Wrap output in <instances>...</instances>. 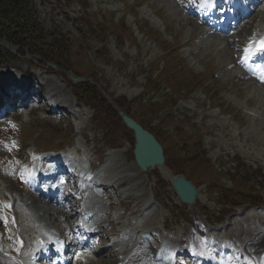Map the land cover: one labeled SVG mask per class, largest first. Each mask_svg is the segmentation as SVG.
Wrapping results in <instances>:
<instances>
[{
    "label": "rangeland",
    "instance_id": "obj_1",
    "mask_svg": "<svg viewBox=\"0 0 264 264\" xmlns=\"http://www.w3.org/2000/svg\"><path fill=\"white\" fill-rule=\"evenodd\" d=\"M103 1H105V3ZM34 2L36 5L35 11L37 19L42 23L44 28L57 36H64V38H67V46H76L77 53H79V58L81 59H79V63H73L72 67L78 71H82V68L84 70L87 69L85 63L93 65L92 70L97 74V78H95L96 81L88 79L85 85L104 90L103 87L105 85L102 80L104 79L107 82V93L109 94L108 96L105 95L104 98L108 102L106 105L112 108L116 114L118 112L117 105L115 102L110 101L108 98L109 95L115 99L125 98L128 102L136 100L138 95L141 92L144 93L152 82L155 83L152 86L154 92L145 94L146 99L153 93L157 94L158 99H161L167 94V89L157 80L153 79L154 68L158 67V65H163L164 61H162V58L166 56L164 53L161 55V52L150 44L147 39L150 38V36H152L150 39L157 45L159 42H157V39H153L154 35L149 29L160 34L164 50H166L171 59H175L176 49L174 50L170 46L172 42L171 37L173 36L175 40L178 41V37L182 36V40H186L194 27L193 24L187 20H181L180 22V17L178 18L175 14L168 16L163 11H160L159 8L161 3L159 0H34ZM123 4L129 6L128 9L130 10L136 5L141 7L132 10L134 12L133 17L126 16L122 20H119L124 10ZM81 5L84 6V8H88L90 13L95 15L93 20H97L99 23V25L97 23L92 24V29L96 27L95 29L89 31L88 25L90 23L88 19L90 16L86 18L87 22L85 23H83V20L80 18V15L87 12L85 9L82 10ZM167 12L169 15L172 14V11L168 10ZM154 14L161 19L163 18L165 24L163 25L160 20H157ZM261 16H264V12L258 14L256 18L259 20ZM256 18H254V22L252 21V26H255L257 21ZM120 22L130 29L132 36H129L125 32L124 34H120L124 38L121 41L110 38L107 47L104 45L101 46L98 38H96V40L92 38V36L97 35L99 31L101 32L103 29L100 28L101 26L106 27L107 23L117 24ZM184 25H188L186 27L187 29L181 28L177 31L179 26L183 27ZM187 31H189V34ZM88 32L91 37L87 35ZM196 32L197 31L194 30L193 34ZM100 36H103V34ZM5 42L0 41V49L6 52H15L14 46ZM178 43L181 42L178 41ZM202 44L208 47L206 43L203 42ZM185 45L191 46L192 42L188 41L187 43L180 44V46ZM225 49L227 50V47H225ZM74 52L73 50V53ZM177 54L181 55V57H185L183 60L188 67L186 68L184 64L178 65V70L182 71L184 68L185 73L187 70L191 69L195 75L201 76L200 80L195 76H193V78H186L184 74L176 78L177 82L173 84L172 88H177L174 90L176 92L180 91L181 96L176 105L171 109L174 119L169 122L170 125H173L175 121H179L180 124L182 123V125H185V130L192 135L193 140L197 138L200 140L201 148H203L205 152V158L201 161L205 171L202 173L196 172L194 174L197 181L200 182L199 185H197L200 191V200H198L194 206L196 211L185 210L177 200L167 178L163 176L166 173L168 174L167 170H160L163 168L157 167L160 169H154L147 174L141 173L135 166L131 156V150L133 148L131 134L125 129L121 121H119L112 127L119 132V136L116 138L115 142L120 147V150H118L119 152L106 151L105 157L107 158L104 159L105 164L100 166L97 170L98 174L104 176L109 183L106 188L110 189L108 193L111 198L105 201L104 207L106 208L107 203L111 205L109 208L110 210L107 209L109 217L105 220V223L109 224L111 230L108 228V234L105 233V236L112 235V240H115V237L118 236L119 230L121 229L131 230L135 227V230L141 231L142 227L147 225L145 222L148 214L154 212V209L148 210V205L150 204H156L155 209L157 214H155V219L152 223H149V226L162 215L166 218V211L159 205L165 204L169 210L178 208L181 211L180 213H186L190 219L194 221L198 220L200 223H203V221L208 223L212 231L227 228V226L221 227L219 225L222 223L225 224V222L233 224V220H236L233 227H228L227 229L231 228V231L233 229L236 234H241L237 228L243 227V229H245L247 227V218L250 214L257 212L254 208L250 206L233 208L232 211L235 215L231 218H223L221 224L217 223L216 217L212 216V218L208 216L211 211L213 213L218 211L219 207L215 205L214 201H223L221 195L222 190L224 191L227 188V192H230L236 189L234 184L237 183L235 180L239 175H241L242 179L238 182V187H241V191L244 192L237 194V192L234 191L231 201L242 204L247 200L245 198L246 195L249 197H261L260 204L264 206V177L260 178V172H255L249 176V174L255 170H261V173L264 174V155L258 154L259 151H262L264 154V126H262L264 123L260 120H256L251 115L253 109L257 108L262 110V116L264 117V95L259 96L253 93L251 89L253 86H243L245 84L242 85L241 82H238V78L234 79L233 82V78H229L227 84V76L225 73L219 77L215 76V72L226 69L223 65L231 60V53L228 51L211 52L209 57L211 60L208 64H210L211 69H216L215 72L208 71L206 67L208 64L196 62L193 55L187 56V54H182L181 50H178ZM202 56L203 54L201 52L197 55V59H201ZM22 57L23 58L16 57L15 60H18L16 64L7 63L5 65H0V88H3L4 85L8 87L9 84L18 88L16 82L11 81H24L28 79L27 75H30L32 77L33 88H44L45 94L41 93V95H45L48 100L46 104L44 103V109L49 111L50 104L58 106L66 115L65 120L60 121L61 123L65 122L67 126L64 129H69L71 132H58L61 123L60 126H56L57 121H51V117L45 114V112L38 110L36 114L40 116H38L36 120H32V117L27 115V110L24 112L18 110L21 111V116L18 118L14 117L6 122V124L0 128L2 129L0 137L7 139L10 144L12 143L11 149L15 152L17 147L14 146L16 143L13 137L17 135L23 150L26 149L25 155L32 153L34 150L39 151V148L42 147L49 151H56L61 148L64 152L67 151L65 153H71V151L74 152V150H76L78 154L81 155V158H91V162L95 156L101 157L103 153V144H100L99 138L102 139L106 134L107 131L102 130L105 126L102 127V123L97 121L95 117L96 114L92 110L82 106L83 104H78L79 106L74 105V89L67 80L68 75L76 78L84 76V74L71 71V67L68 63L67 68H63V72H61L59 70L49 69L39 62H36L37 59L33 58L27 52H25ZM218 58L224 60L223 64L218 62ZM165 60L167 61L166 58ZM175 61L176 63L178 62L176 59ZM113 62L117 65L113 64ZM36 63H39V65ZM204 74H206L205 78L207 80L205 84L202 85L201 80ZM17 75H21V77ZM10 76L11 78L9 80L8 77ZM22 77H24V79H22ZM81 82L83 81L73 84L76 85ZM188 86L192 89L188 88L189 91L187 95L182 94L184 88ZM172 88L168 87L170 91ZM13 90L14 87L12 86V91ZM234 95L240 99H236ZM182 97L186 98L180 99ZM46 98H44V101ZM203 98H205V100ZM246 102L248 106H251L248 109L245 108ZM79 103L81 104V101ZM37 107H42V105L38 104ZM180 113L186 114L187 117L182 116ZM92 115L94 116L93 119ZM160 117L162 116L158 115L157 118L149 121L146 127L152 129L153 126L157 125L156 120ZM91 119L92 125L90 124ZM12 122L17 123L18 126H22L21 130L16 131L13 129ZM162 126L165 127V131L172 133L167 121H164ZM114 129L110 130L112 134ZM94 130H96V133L93 132ZM71 136L75 138V141L72 144H65V141ZM178 149H183L182 144H179ZM173 152H175V150ZM175 153H177V151ZM0 155L1 161L6 160L4 159V157L7 156L6 154L0 152ZM235 155H237L238 159L235 158ZM257 158L262 159L257 160ZM239 160H242V163L245 165L244 169L237 170L233 168L234 166H238ZM81 165L84 166L85 162ZM94 165L97 166L98 162H95ZM184 171L186 173L188 171L187 168H184ZM132 180L139 185L138 189L144 191L143 199L137 203H135L132 195L128 197V194H125V191L130 186L134 185V183H130ZM159 180L161 181L159 182ZM142 182V185H147L146 188L139 184ZM7 186L8 184L6 181L2 180L0 182V197H4L5 192L10 196L16 195V193L10 190V188H7ZM132 190L135 191L136 188ZM225 196H227V194H225ZM21 198L23 197L21 196ZM126 198L131 199L130 205H126L127 201L122 203V200ZM150 198L152 202L149 201ZM156 201L159 204H157ZM34 204L39 206L37 203ZM196 212H198V214ZM102 214L104 215L105 213ZM48 216L50 217L52 215ZM117 217L119 218L117 219ZM52 218H54V216H52ZM30 220L31 217L27 216L25 211L18 220L21 234H25L28 240L31 238L32 233H35V231H32L34 230V225L27 227L28 221ZM112 221L114 223H111ZM40 222L46 224L43 220L38 221V223ZM179 222H177L179 228L185 227L186 224L190 223L188 220ZM258 222H261V220L256 221V223ZM51 226L64 229L66 223H64L61 216H58L54 222L52 221ZM133 232L136 231L133 230ZM126 233L127 232H125V235ZM129 242H131V240ZM113 255V249H111L101 257L102 259L89 258L86 263L83 262L82 264H114L116 256L114 261L109 258Z\"/></svg>",
    "mask_w": 264,
    "mask_h": 264
},
{
    "label": "trees",
    "instance_id": "obj_2",
    "mask_svg": "<svg viewBox=\"0 0 264 264\" xmlns=\"http://www.w3.org/2000/svg\"><path fill=\"white\" fill-rule=\"evenodd\" d=\"M0 40H6L16 46L18 54L23 55L27 52L42 63L43 61H50L58 67H63V64L67 65V63L76 64L80 59L76 46H67V38L43 29L36 19L32 0H0ZM7 54L8 52L0 49V62H3ZM9 57V60H13L15 56L10 54ZM77 92L78 95L82 96L83 101L84 98L88 101L90 106L106 105L93 92L76 90ZM109 111L110 108L98 110L100 121L104 126L108 120ZM180 137L183 140L182 134ZM194 166L196 171L192 166L187 167V174L191 178L196 172L202 173L205 170L202 163ZM231 198L232 193H228L226 199L231 201Z\"/></svg>",
    "mask_w": 264,
    "mask_h": 264
},
{
    "label": "water",
    "instance_id": "obj_3",
    "mask_svg": "<svg viewBox=\"0 0 264 264\" xmlns=\"http://www.w3.org/2000/svg\"><path fill=\"white\" fill-rule=\"evenodd\" d=\"M120 114L125 125L134 132V155L140 168L147 172L149 168H153L155 165H162V150L154 138L142 130L130 117ZM171 185L183 203L187 206L194 203L196 199L195 188L184 177L177 176L172 179Z\"/></svg>",
    "mask_w": 264,
    "mask_h": 264
},
{
    "label": "bare ground",
    "instance_id": "obj_4",
    "mask_svg": "<svg viewBox=\"0 0 264 264\" xmlns=\"http://www.w3.org/2000/svg\"><path fill=\"white\" fill-rule=\"evenodd\" d=\"M263 24L264 23H260V24L257 25V27H261ZM235 38H236V36H232V38H227L226 39V41H227V44H226L227 50L225 49V51H228L229 52L231 50V43H230V41L234 40ZM176 43L179 44L177 40H176ZM235 75L238 76V74H236V73H235ZM19 90H20L21 93H27L28 92V89H24L22 86L19 88ZM54 162H55V160H48V161H46V164L54 163ZM63 198H65V199L68 200L69 199V196L66 194L65 196H63ZM28 201H32V202H30L29 204H26V205L23 204L24 207L30 213V214H27V216L31 217V220L28 221V226L27 227H31V226L34 225V230H32V231H35V233H36V231L39 229V227L37 226V224L38 225H43V226L44 225L48 226L47 219H45L41 215L45 211L46 207L41 206V205L36 206L34 204L33 199H31L30 197H29ZM69 203H70V206H71V208L73 210H76L77 209V206L74 204L73 201L70 200ZM87 208L88 207L85 205V207L83 209H81V210L82 211H87ZM89 212H92V211H89ZM22 213H24V211ZM60 213L63 216V220H68V219H71V218H75V216H77V213H75V214H68L67 212H60ZM52 216H55V214L53 213ZM40 220H43L44 222H46V224L43 223V222L38 223V221H40ZM16 227L19 228V223H17V226ZM108 227H109V224H106L104 227L101 228V230L104 231ZM71 228H72V225H69L68 226V229H71ZM47 231L52 232V230L49 227L47 228ZM97 234H99V232H97ZM132 235H134V234L132 233ZM31 238H32V235H31ZM31 238L29 240L27 239V241H25L24 243L25 244L30 243L31 242ZM19 239L21 240V242L23 241V235L22 234L20 235ZM16 242H19V240H16ZM1 243L4 244V241H1ZM74 246L77 247V248H81L82 247V245H80V244H76ZM117 246L118 245H115V247H117ZM82 256L85 259V262H87V259H89V258L90 259L91 258L92 259H96V258L97 259H102L101 257H103L104 254L103 253H99V252L98 253L97 252H93L91 254L82 255ZM91 261H93V260H91ZM0 264H22V254H19L16 249L9 248V252L7 254H5L4 257L0 260ZM24 264H26V263H24ZM76 264H78V262H76ZM90 264H92V263H90Z\"/></svg>",
    "mask_w": 264,
    "mask_h": 264
},
{
    "label": "snow or ice",
    "instance_id": "obj_5",
    "mask_svg": "<svg viewBox=\"0 0 264 264\" xmlns=\"http://www.w3.org/2000/svg\"><path fill=\"white\" fill-rule=\"evenodd\" d=\"M260 47H261L262 49H264V42H261Z\"/></svg>",
    "mask_w": 264,
    "mask_h": 264
}]
</instances>
